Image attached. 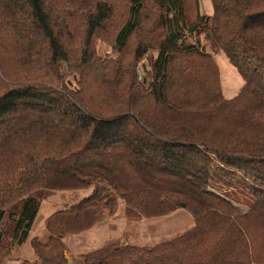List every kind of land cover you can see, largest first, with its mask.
Wrapping results in <instances>:
<instances>
[{
	"label": "trees",
	"instance_id": "obj_1",
	"mask_svg": "<svg viewBox=\"0 0 264 264\" xmlns=\"http://www.w3.org/2000/svg\"><path fill=\"white\" fill-rule=\"evenodd\" d=\"M210 1L0 0V264L51 194L90 190L22 264H264V0ZM209 47L243 79L233 99ZM122 205L194 226L71 263L64 239Z\"/></svg>",
	"mask_w": 264,
	"mask_h": 264
},
{
	"label": "rangeland",
	"instance_id": "obj_2",
	"mask_svg": "<svg viewBox=\"0 0 264 264\" xmlns=\"http://www.w3.org/2000/svg\"><path fill=\"white\" fill-rule=\"evenodd\" d=\"M198 1H200L201 15H210L212 13L211 1ZM208 50L210 53L214 54L215 60L217 62L220 74L221 89L223 91L224 97L229 100L235 98L243 85L242 77L240 76V74H238L237 69H235L231 65L229 59H227L224 53L221 52L219 54H216V52L213 51L211 47H209ZM103 53L109 56H115L117 52L113 48L104 45ZM141 66H145L147 70V67L150 68V62L144 60ZM68 80L69 83H71L73 78L69 77ZM226 190H228V188H226ZM90 194L91 190L51 194L50 197L45 200L39 210L40 212L34 222V231H40L43 227V222L48 219L49 216L53 215L56 212H59L60 210H63L65 208L67 209L68 207L77 204L82 199L90 197ZM234 205L238 209H246L241 204L239 205L234 202ZM119 209L120 210L115 216L108 217L110 223H108V226L106 228L107 230L104 231L109 234L105 235L106 237H102L103 234H100L102 233V229L104 228H102L101 231H98L100 233H98V237L101 239L107 238L106 242H108V239H112V237H114L110 241H116L120 244H130L134 246H152L160 241H164L176 235L182 234L183 232L189 230L194 226L193 218L185 210L172 213L162 218L141 219L133 221L125 216V209L123 205L120 206ZM108 218L105 221H108ZM102 223L98 224V226ZM76 238V236L69 235L64 239L66 247L68 248L67 251L68 255L70 256L69 259L71 263L75 262L74 259H79V257H81L83 254L80 253L84 252L69 250L75 245ZM86 240L88 239L85 238L82 241ZM102 244L103 243H99L96 245L95 243L92 246V250H90V252L94 251V249H99L100 247H103L104 244ZM20 252L21 253L17 255H14L13 252L11 254L12 257H10L11 259L8 264H17L18 260H32L34 258V256H32V251L29 243H24L23 246L20 248ZM26 254L28 255V257L25 256ZM31 257L32 259H30Z\"/></svg>",
	"mask_w": 264,
	"mask_h": 264
},
{
	"label": "crops",
	"instance_id": "obj_3",
	"mask_svg": "<svg viewBox=\"0 0 264 264\" xmlns=\"http://www.w3.org/2000/svg\"><path fill=\"white\" fill-rule=\"evenodd\" d=\"M45 202V201H44ZM43 202V203H44ZM42 203V204H43ZM66 209V208H65ZM60 211H63V210H60ZM59 211V212H60ZM57 213V212H56ZM50 217V216H49ZM47 220V219H46ZM46 220L43 222V227H42V229L40 230V231H34V225H33V229H32V231H31V234H30V238H29V240L30 239H34L35 237H38V239L42 242V243H44V244H46V243H48L49 242V238H50V234H49V232H48V230H47V228H46V226H45V222H46ZM108 223H110L109 222V218H108V221H105L104 223H102L101 225H97V226H95L92 230H90V231H86V232H83V233H80L79 234V236L77 235L76 237V241H75V245L72 247V248H70L69 250H74V251H77V252H79V251H84V252H81L80 254H85V253H88V252H90V250H92L91 248H92V246L96 243V245L97 244H99V243H105L106 242V239L107 238H104V239H101V238H99L98 237V231L100 230L101 231V229L102 228H104V229H102L103 231H102V233L100 234V235H102V237H106L105 235H108L105 231L107 230L106 228H107V226H108ZM35 224V223H34ZM111 225V224H110ZM111 227V226H110ZM105 230V231H104ZM96 235V236H95ZM110 236H112V235H110ZM91 237V238H90ZM88 239V240H86V241H82V240H84V239ZM109 238H111V237H109ZM114 237H112V239H113ZM112 239H108V240H112ZM29 240H27V242L26 243H29L30 244V248H31V251H32V256H33V250H32V246H31V242L29 241ZM107 240V241H108ZM102 244V245H103ZM23 245H21L20 246V248L22 247ZM20 248L18 247V248H15L13 251H12V253L14 252V255H17V254H19V253H21L20 252ZM67 248V247H66ZM68 249V248H67ZM68 252V251H67ZM25 256H27L28 257V255L26 254ZM12 257V256H11ZM10 259L11 258H9L7 261H6V263L5 264H8L9 262H10ZM30 259H32V257L30 258ZM26 260V259H25ZM78 259H74V261H77ZM24 260H18V262H17V264H22V262H23Z\"/></svg>",
	"mask_w": 264,
	"mask_h": 264
},
{
	"label": "built area",
	"instance_id": "obj_4",
	"mask_svg": "<svg viewBox=\"0 0 264 264\" xmlns=\"http://www.w3.org/2000/svg\"><path fill=\"white\" fill-rule=\"evenodd\" d=\"M241 211H242V213H243V214H245V213H246V211H245V210H243V209H241Z\"/></svg>",
	"mask_w": 264,
	"mask_h": 264
},
{
	"label": "water",
	"instance_id": "obj_5",
	"mask_svg": "<svg viewBox=\"0 0 264 264\" xmlns=\"http://www.w3.org/2000/svg\"><path fill=\"white\" fill-rule=\"evenodd\" d=\"M143 70L146 71V67L145 66H143ZM139 74H140V71H139Z\"/></svg>",
	"mask_w": 264,
	"mask_h": 264
}]
</instances>
